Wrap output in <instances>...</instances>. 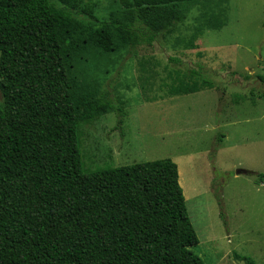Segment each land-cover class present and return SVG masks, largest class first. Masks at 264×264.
<instances>
[{
	"label": "trees",
	"instance_id": "16d2710c",
	"mask_svg": "<svg viewBox=\"0 0 264 264\" xmlns=\"http://www.w3.org/2000/svg\"><path fill=\"white\" fill-rule=\"evenodd\" d=\"M53 1L0 0V264H203L170 159L84 174L80 130L114 108L69 74L88 44L111 53L116 40L134 49L170 36L183 0H119L109 21L91 0ZM184 74L181 94L215 88Z\"/></svg>",
	"mask_w": 264,
	"mask_h": 264
},
{
	"label": "rangeland",
	"instance_id": "374dc122",
	"mask_svg": "<svg viewBox=\"0 0 264 264\" xmlns=\"http://www.w3.org/2000/svg\"><path fill=\"white\" fill-rule=\"evenodd\" d=\"M91 1L100 21L122 17L119 0ZM178 9L182 23L151 46L116 40L114 52L88 44L75 54L70 76L114 108L80 130L83 172L170 159L199 241L189 251L203 264H264V0ZM187 70L215 88L179 93Z\"/></svg>",
	"mask_w": 264,
	"mask_h": 264
}]
</instances>
